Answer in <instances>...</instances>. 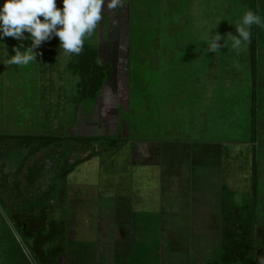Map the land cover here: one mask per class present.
<instances>
[{"label": "rangeland", "instance_id": "obj_1", "mask_svg": "<svg viewBox=\"0 0 264 264\" xmlns=\"http://www.w3.org/2000/svg\"><path fill=\"white\" fill-rule=\"evenodd\" d=\"M253 1L264 19V0ZM125 2L105 8L85 42L108 65L94 95L82 97L57 37L28 67L6 66L0 45V133L58 136L40 148L36 140L0 142V264H258L264 26H257L253 76L249 44L239 53H204L210 34L236 35L233 24L250 0ZM20 43L31 45L0 40L9 56ZM209 141L196 155L194 142ZM164 142L174 152L163 158ZM186 142L193 154L182 152ZM171 164L180 201L166 206L161 193L175 189ZM104 198L117 203L118 226L95 211Z\"/></svg>", "mask_w": 264, "mask_h": 264}, {"label": "clouds", "instance_id": "obj_2", "mask_svg": "<svg viewBox=\"0 0 264 264\" xmlns=\"http://www.w3.org/2000/svg\"><path fill=\"white\" fill-rule=\"evenodd\" d=\"M126 6L125 0H63V7H58L56 0H4L0 6V40L4 37L17 41L30 40L31 45L23 43L13 46L14 55L9 56L6 44L2 45L6 66L28 67L37 63L36 57L42 53L36 51L44 42L53 37L59 39V50L65 57L79 56L85 42L90 40L104 19L105 8L110 12ZM246 10L233 25L236 35L231 32L222 36L210 34L204 42V53L220 52L223 47L239 51L251 43L252 26H264V19L256 12L243 6ZM220 21H217L215 28ZM115 24L116 21H113ZM28 35H25V34ZM224 43L221 44L220 41ZM23 49V50H22ZM258 264H264V255L257 258Z\"/></svg>", "mask_w": 264, "mask_h": 264}, {"label": "trees", "instance_id": "obj_3", "mask_svg": "<svg viewBox=\"0 0 264 264\" xmlns=\"http://www.w3.org/2000/svg\"><path fill=\"white\" fill-rule=\"evenodd\" d=\"M248 9L256 12L255 8V1L250 0L248 4ZM252 38L251 43L249 44V54H250V67L251 73L254 76L256 73L257 68V26L253 25L252 29ZM100 66L96 59H95V48L93 46H89L85 43L84 50L79 56H71L70 60L68 61L66 68L68 71L73 72L74 74L79 75L80 80L82 82L81 91L83 90L84 95L82 97L89 95H94L96 91H98L99 86L104 80V71H102V67ZM254 78V77H253ZM252 84L254 83V79H252ZM252 108L250 112V122H251V130H254L255 126V112H256V98L254 93L252 92ZM254 102V104H253ZM14 138L17 139L19 143L23 145H27L28 143L32 142L33 140L38 141L37 147L40 148L42 146H48L51 140H56L58 143V136H49V135H40V134H2L0 133V142L5 140L6 138ZM114 139H112L113 141ZM252 163H254L252 161Z\"/></svg>", "mask_w": 264, "mask_h": 264}, {"label": "crops", "instance_id": "obj_4", "mask_svg": "<svg viewBox=\"0 0 264 264\" xmlns=\"http://www.w3.org/2000/svg\"><path fill=\"white\" fill-rule=\"evenodd\" d=\"M258 107H257V109H258V112H259V110L260 109H264V91H262V92H259V94H258ZM258 119H259V117H258ZM259 121V120H258ZM152 142H149L148 141V143H147V145H150ZM168 143H171V142H164L163 144H160V148H161V150H160V154H161V157H166L167 155H168V153L169 154H173V152L174 151H172V149L171 150H168V148H170V147H168L167 146V144ZM188 143L189 142H186L185 144V147H183L182 148V152L184 153V154H186V151L188 152V153H190V154H193V151H191V146H189L188 145ZM211 143H212V141H209V142H194V145H196V146H198V148L196 149V155H202V154H200V150L202 149V148H206L207 149V152H208V150H209V148H211ZM146 145V146H147ZM171 146V145H170ZM173 147V146H172ZM188 147H190V148H188ZM187 148H188V150H187ZM181 150V149H180ZM177 151V150H176ZM175 151V152H176ZM150 152V151H149ZM151 152H154V150L153 149H151ZM199 152V153H198ZM205 155H206V153H205ZM170 172L172 171V174L169 176V179H171V181H170V183L173 181V179L175 180V178L176 177H174V173L173 172H175V170L177 169V168H175V164H171L170 165ZM168 168V169H169ZM173 183V182H172ZM171 183V185L172 186H174L175 187V189L174 188H171V189H165V191L164 192H162L161 194L162 195H164L166 198H164V201H163V204L164 205H166V206H168V205H174L175 203H174V201H176V202H179L180 200H179V198L178 199H175L174 197H175V195L176 194H178L177 193V187L175 186L176 184L175 183H173L172 184ZM152 190V189H151ZM153 191V190H152ZM150 193H151V191H150ZM104 193H101V196L103 195ZM145 194H148V193H145ZM152 194V193H151ZM107 198H104V201L106 200ZM114 199V198H113ZM106 201H110V202H108V203H106ZM105 201V203H101V204H97V207H96V212L98 213V214H101L102 215V217H103V220H105V219H109V221H113V217H116V218H114L115 220H117L118 222H117V224H116V226H118L119 224H120V222H119V220L120 219H123V217L119 214V212H117L116 213V204L117 203H114L113 204V202H115V201H112V198H110V199H108V200H106ZM171 202H173V203H171ZM119 210V209H118ZM173 211L174 210H176L175 208L174 209H172ZM100 212V213H99ZM171 216H173V217H168L169 219H171L172 218V221H176V219H175V212L173 213H171ZM119 223V224H118ZM198 226V225H197Z\"/></svg>", "mask_w": 264, "mask_h": 264}, {"label": "flooded vegetation", "instance_id": "obj_5", "mask_svg": "<svg viewBox=\"0 0 264 264\" xmlns=\"http://www.w3.org/2000/svg\"><path fill=\"white\" fill-rule=\"evenodd\" d=\"M66 223H67V222H65V225H64V227H65V232H66V235H65V237H64V238H65V240H66V239L68 240V238H67V237L69 236V235L67 234V233H68V230H67V229H68V227H67V226H68V224H66ZM52 232H53V231H52ZM50 235H52V233H51V232H50ZM30 237H31V236H30ZM30 240L32 241L33 239H32V238H30Z\"/></svg>", "mask_w": 264, "mask_h": 264}]
</instances>
